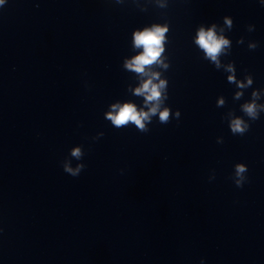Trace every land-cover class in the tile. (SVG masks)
Here are the masks:
<instances>
[{
    "label": "clouds",
    "instance_id": "obj_1",
    "mask_svg": "<svg viewBox=\"0 0 264 264\" xmlns=\"http://www.w3.org/2000/svg\"><path fill=\"white\" fill-rule=\"evenodd\" d=\"M4 3V0H0V5ZM229 25L231 22L226 19L225 21ZM215 26L213 28H209L207 31L201 28L197 33L196 43L202 48L206 55L211 58L213 61H217V56L221 52L222 48L226 46L229 41L220 37L218 38L215 31ZM167 31L166 27L154 26L151 29H145L143 31L135 32L133 36L134 46L137 48H142L143 51L135 56L130 62L126 64V66L137 73H144L146 66H150L159 61L161 53L163 52V40L164 34ZM154 76L156 74H153ZM233 78L230 76L229 80L231 81ZM251 83V80L248 81ZM165 82L160 81L159 84L153 83L152 79L146 80L140 88L136 89V94H145L146 102L151 101H159L161 97V89L164 88ZM243 87L244 85H240ZM114 109H117L115 113H108L107 118L112 121V123L117 126H123L128 124L129 122L134 123L137 128L144 130L145 125L144 121L149 118V113L147 112H137L136 107L132 104H124L123 106L113 105ZM255 104H249L245 106V111L255 117ZM157 111V107H152L150 112L155 114ZM179 113H177L178 115ZM169 116L168 110H164L160 113V120L162 122L167 121ZM246 126L242 127V121L240 119H236L232 122L231 129L233 133H241L245 131ZM72 156L77 159L81 156V151L79 148H76L72 151ZM85 167V165H78L75 169L69 167L68 165L64 166V170L71 174L72 176H77L80 170ZM244 165H237L236 172L239 176L241 173L245 171ZM240 182L237 181V184Z\"/></svg>",
    "mask_w": 264,
    "mask_h": 264
}]
</instances>
